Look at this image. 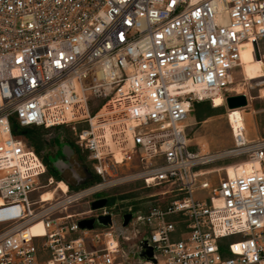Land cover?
Here are the masks:
<instances>
[{
  "label": "built area",
  "instance_id": "obj_1",
  "mask_svg": "<svg viewBox=\"0 0 264 264\" xmlns=\"http://www.w3.org/2000/svg\"><path fill=\"white\" fill-rule=\"evenodd\" d=\"M256 45L262 58L264 0H0V264H264V136L230 124L229 152L250 170L213 185L203 167L214 155L186 129L198 100L250 105L233 84ZM14 124L69 127L91 160L75 171L84 187L33 198L47 164ZM134 181L174 200L92 208Z\"/></svg>",
  "mask_w": 264,
  "mask_h": 264
},
{
  "label": "rangeland",
  "instance_id": "obj_2",
  "mask_svg": "<svg viewBox=\"0 0 264 264\" xmlns=\"http://www.w3.org/2000/svg\"><path fill=\"white\" fill-rule=\"evenodd\" d=\"M250 53L255 62H252L248 57L244 68L237 69L233 84L234 91L246 90L250 93V105L229 109L227 105H223L224 103L216 107L209 99L198 100L187 121L186 129L192 148L214 155L213 160L203 167L205 170H209L205 176L213 182V185L218 183L220 177L227 175L228 166L238 165L244 160V158L236 157L229 152L234 147L230 124L235 118L243 119L249 139L264 136V77L260 78L264 62L254 56L252 48H250ZM244 77L246 78L244 79ZM201 102H204L200 107L201 110H204L202 112L203 119L198 120L197 112ZM32 128L38 129L37 131L45 141L40 155L47 164V171L39 181L40 187L32 194V197L37 198L47 190L54 192L53 197L59 195L61 193V189L57 188L59 181L72 184L71 191L82 189L84 186L76 187L78 176L74 174V171L82 177L83 164L91 167V160L86 152L77 147L74 132L65 126ZM25 139L28 141L26 137ZM28 143L30 144V141ZM49 178H53V184L50 187H43ZM156 190V188L144 187L141 181H134L111 186L99 196L108 197L109 203L116 206L115 210L119 214L130 209L147 213L151 207L161 204L165 208L174 200V197H150V194ZM86 200L71 207L70 211L84 210L87 207ZM5 226L6 223L0 222V230Z\"/></svg>",
  "mask_w": 264,
  "mask_h": 264
},
{
  "label": "bare ground",
  "instance_id": "obj_3",
  "mask_svg": "<svg viewBox=\"0 0 264 264\" xmlns=\"http://www.w3.org/2000/svg\"><path fill=\"white\" fill-rule=\"evenodd\" d=\"M252 52H253V51H252ZM253 54H254V53H253ZM241 56L243 57V58H242V65H243V68H244V66L246 65V61H247V58H248V57H250V59H251L252 62H255L254 57H251L252 54L250 53V48H249V47H245V48L242 50ZM254 56L256 57L255 54H254ZM256 58H257V57H256ZM257 59H260V60H262V61L264 62V56H263L262 58L259 57V58H257ZM261 68H262V73L260 74V78H261V77H264V63H263V66H262ZM245 91H246V90H245ZM241 92H243V91H241ZM247 92H248V91H247ZM239 93H240V92H239ZM223 100H224V99H223L222 96L216 94V96L214 97V105H215L216 107L219 106V105H221V104L223 103ZM237 108H242V107H237ZM232 109H234V108H232ZM236 124H244L243 119H242V118H235V119L232 121V125H236ZM250 166H251V165H250V162H241V163H239L238 165H235V166L230 165V166L227 167V175H229V176H234V175L240 173L242 169H244V170H246V169H247V170H250ZM207 172H209V170H208ZM210 172H212V171H210ZM50 183H51V184L45 185V186H43V187H50V186L53 184V178H52V180H51ZM57 188L61 189V190H60L61 192H63V191L68 192V191H69V186H68V184L65 183L64 181H59V182H58V187H57ZM53 194H54L53 191L51 192V190H47V191L42 192V193L40 194L41 196H39V197H41L42 201H47V200H51V199L54 198V197H53ZM52 197H53V198H52ZM55 197H56V196H55ZM2 201H3V200H2V198L0 197V205H2ZM33 232L38 233L37 235H44V234H45V231H44V229H43L41 223H38V224H36V225L33 227Z\"/></svg>",
  "mask_w": 264,
  "mask_h": 264
},
{
  "label": "water",
  "instance_id": "obj_4",
  "mask_svg": "<svg viewBox=\"0 0 264 264\" xmlns=\"http://www.w3.org/2000/svg\"><path fill=\"white\" fill-rule=\"evenodd\" d=\"M255 52H256V57L259 58L260 57V52H259V49H258V46L257 45L255 46ZM227 105H228V107L230 109H232V108L235 109L237 107H243V106H246L247 105V99H246V97H245L244 94H241V95H235L234 94V95L229 96L227 98ZM74 174L76 175L75 171H74ZM85 179H87V178H84V179L80 180L79 179V176H78V179H77L78 180V183L77 184L78 185L82 184L83 181H85ZM107 201H108V199L105 198V197L104 198L97 199V200L93 201L92 208L93 209L101 208V207H103V206H105L107 204ZM14 213L15 214H20V210H19L18 207L17 208H13L12 209V212L11 213H8L7 215H14ZM4 216H5L4 214H1L0 215V218H3ZM125 216H126L125 217V224H127L128 221H129V219L132 216H131L130 213H127ZM100 218L104 222H109L110 221V216H102ZM79 224H80V226L82 228H85V227L86 228H93V226H94V219H87L86 218L85 220L80 221ZM144 254H146V256H152V250L149 249V250L145 251Z\"/></svg>",
  "mask_w": 264,
  "mask_h": 264
},
{
  "label": "trees",
  "instance_id": "obj_5",
  "mask_svg": "<svg viewBox=\"0 0 264 264\" xmlns=\"http://www.w3.org/2000/svg\"><path fill=\"white\" fill-rule=\"evenodd\" d=\"M204 104V102H201L198 106V112H197V118L198 120H202V112L204 110H201V105ZM43 128V127H40ZM38 129L36 128H32V127H28L25 129H19L17 124H14V131L16 133L22 134L24 135L28 141H30V144L32 145V147L35 148V150L40 153L42 148H43V144L45 143V141L43 140V137L41 136V134L37 131Z\"/></svg>",
  "mask_w": 264,
  "mask_h": 264
},
{
  "label": "crops",
  "instance_id": "obj_6",
  "mask_svg": "<svg viewBox=\"0 0 264 264\" xmlns=\"http://www.w3.org/2000/svg\"><path fill=\"white\" fill-rule=\"evenodd\" d=\"M197 195H199V196H203V195H204V192H202V191H198V192H197Z\"/></svg>",
  "mask_w": 264,
  "mask_h": 264
},
{
  "label": "flooded vegetation",
  "instance_id": "obj_7",
  "mask_svg": "<svg viewBox=\"0 0 264 264\" xmlns=\"http://www.w3.org/2000/svg\"><path fill=\"white\" fill-rule=\"evenodd\" d=\"M72 157H74V156H72Z\"/></svg>",
  "mask_w": 264,
  "mask_h": 264
}]
</instances>
